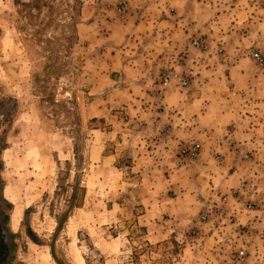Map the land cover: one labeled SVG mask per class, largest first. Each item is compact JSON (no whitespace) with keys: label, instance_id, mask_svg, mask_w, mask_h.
Returning <instances> with one entry per match:
<instances>
[{"label":"rangeland","instance_id":"374dc122","mask_svg":"<svg viewBox=\"0 0 264 264\" xmlns=\"http://www.w3.org/2000/svg\"><path fill=\"white\" fill-rule=\"evenodd\" d=\"M43 1L25 18L14 3L28 0H0V94L16 103L1 130L7 264H264L261 203L249 214L247 199L214 205L197 224L199 153L178 152L202 142L172 129L186 105L195 124L234 114L239 134L229 140L246 144L247 182L264 190V91L258 99L250 86L264 73V0H211L234 9H211L227 14L225 31L198 26L173 41L160 18L176 27L199 17L194 0ZM168 72L185 86L162 88ZM229 72L247 81L226 84Z\"/></svg>","mask_w":264,"mask_h":264},{"label":"crops","instance_id":"0c3cea01","mask_svg":"<svg viewBox=\"0 0 264 264\" xmlns=\"http://www.w3.org/2000/svg\"><path fill=\"white\" fill-rule=\"evenodd\" d=\"M180 2L182 6H185L187 3L186 0H179V6H181L179 4ZM193 2L198 5V9L200 10L198 13L199 17H193L189 21H187L186 19L180 20L177 22L176 27L174 25H168L169 22L163 21V18H160L159 24L162 28L161 30L169 26L168 28L172 31L168 33L169 39L171 38V41H173L172 39L174 37L180 36L182 32L181 30L191 31L192 29H194V27L198 28V26H202L204 30L210 29L213 32L222 30L223 33L225 31V27L222 28L223 24L221 25V22L227 14L219 13L218 15H212V12L216 13L217 11L224 10L229 7H224L222 3L221 5L217 4L216 6L214 3L211 4V0H194ZM229 10L231 11V13L234 12V9H232L231 7L229 8ZM206 12L209 13L206 15ZM183 16L185 18L190 17V15L188 14H184ZM229 17L231 16L229 15ZM193 20L196 22H191ZM181 22L184 26L180 25ZM217 24H219V26ZM179 25L181 27H178ZM161 44L164 45L163 43ZM234 51L238 52L239 50ZM238 62L239 61H237V63ZM232 69L233 68L231 67L230 71ZM229 73V77L225 78L226 84H233L236 86L238 83L239 85H243L244 82L247 81L246 78H243L244 76L242 75L239 78H235L231 74V72ZM237 81L239 82L237 83ZM250 84L252 95H255L256 98L259 99L260 95H262V92L264 91V73L262 69H257V73L253 74L250 77ZM230 90L231 94H234V91H238V89L235 90V88H232ZM262 96V100L264 101V95ZM262 100L260 99L259 102H257V107L259 106V104H261V102H263ZM224 112L226 113V111ZM180 115V121L178 120V123L180 124L179 128L172 129H174L179 135H185L188 133L194 134L198 132V137L202 142L199 150V166L197 169L200 173V176L202 177V188L199 189V197H201V200L198 199L197 191H195L193 195V201H196L195 204L197 205L199 211H202L201 213H203V211H205L207 208L219 204V201L222 199V197L224 208L228 207L229 203L237 205V201H239V199L236 202L232 201L229 194L232 190L238 189L241 182H246L247 185L250 186L247 182V179L248 177L252 176V173L255 172V168H251L254 167L255 164L254 162H251L250 165L244 167V162H240L241 155L247 151L246 144L243 145L242 143H236L232 148H228L226 147V143L223 144L221 141L222 138L225 137L224 140L225 142H227L229 139H231V136H236L237 134H239V131L237 129V127L239 128V126L235 124L233 119L234 114H230V116L227 114H219L215 116L214 121L208 122L206 124L200 123V121H198L197 124H195L194 120L196 118H194L192 112H190V105H186V107H183ZM199 117L202 118L201 115H199ZM181 119H183V121H181ZM230 123H233L234 125L232 126ZM184 126H187V128H184ZM232 129L234 130V132L232 131ZM216 134L218 135V137H216ZM215 155H218V160L216 162L213 161V157ZM259 158L261 157H258V159ZM200 163H204V165L201 166ZM200 180V178L195 179V181L197 182ZM263 192L264 190L262 191V188H252V186H250L249 189L241 192V195H243L241 198L254 202L256 201L257 203L262 204L261 207H264V196H261V193Z\"/></svg>","mask_w":264,"mask_h":264},{"label":"built area","instance_id":"2783aa9c","mask_svg":"<svg viewBox=\"0 0 264 264\" xmlns=\"http://www.w3.org/2000/svg\"><path fill=\"white\" fill-rule=\"evenodd\" d=\"M191 46L194 48H199V43L197 42V40L193 39L191 42ZM248 57L258 67H261L263 65V59L261 58V56L258 53L250 51V52H248ZM172 83H174V85L178 86V87H184L186 84L185 80L183 78H179L174 72H168L161 78V87L162 88H166ZM233 146H234V143L232 142V140H228L226 142V147L232 148ZM199 150H200V147L198 144L191 143L188 146L181 147L179 149L178 155H179V157H181L183 159L192 160V159L196 158V156L199 153ZM251 159H252V154H250V153L245 152L241 155V160L244 162H250ZM217 160H218V156H214L213 161H217ZM248 187L250 188V186H248L246 182H241L238 189L232 190L230 192L229 196H230L231 200L236 202L238 199H240L243 196V195H241V192L246 191V189H249ZM219 202H220L219 204L214 206V209L221 212L224 209L223 197ZM256 208H257V204L251 200H247L242 205L243 212L247 213V214L255 213ZM212 212L213 211L211 210L210 207L207 208V210H205L203 213L200 214L197 224L200 226L205 225L208 221L209 215H211ZM262 223L264 224V217L262 219ZM195 232L196 233H194V234L197 235L198 234L197 229H195ZM263 233H264V228H263ZM243 257H244V251L243 250L238 251L236 258L238 260H242Z\"/></svg>","mask_w":264,"mask_h":264},{"label":"trees","instance_id":"16d2710c","mask_svg":"<svg viewBox=\"0 0 264 264\" xmlns=\"http://www.w3.org/2000/svg\"><path fill=\"white\" fill-rule=\"evenodd\" d=\"M18 10L14 12L15 16L22 15L25 18L31 17L32 11L39 12L41 8L44 7L43 0H28L26 3H14ZM27 25V24H26ZM24 43H28L27 38L23 39ZM16 112V103L13 99L9 97H4L0 94V153L4 150L5 144V134L1 131L5 125H9L12 121V117ZM76 189V188H75ZM142 233L144 229L141 228ZM132 259H136L135 255H132Z\"/></svg>","mask_w":264,"mask_h":264},{"label":"flooded vegetation","instance_id":"af4514ba","mask_svg":"<svg viewBox=\"0 0 264 264\" xmlns=\"http://www.w3.org/2000/svg\"><path fill=\"white\" fill-rule=\"evenodd\" d=\"M5 220L4 215L0 211V264H7L9 257L11 256L10 247L5 239Z\"/></svg>","mask_w":264,"mask_h":264}]
</instances>
